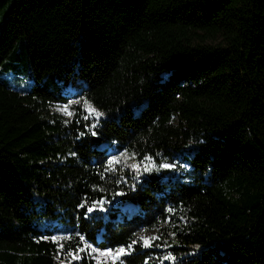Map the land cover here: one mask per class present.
I'll return each instance as SVG.
<instances>
[{
  "label": "trees",
  "instance_id": "16d2710c",
  "mask_svg": "<svg viewBox=\"0 0 264 264\" xmlns=\"http://www.w3.org/2000/svg\"><path fill=\"white\" fill-rule=\"evenodd\" d=\"M18 38L28 88L0 77V264H102L91 250L120 245L116 264H264V0H11L0 66ZM74 93L94 123L52 109ZM112 144L185 151L191 170L112 167Z\"/></svg>",
  "mask_w": 264,
  "mask_h": 264
},
{
  "label": "rangeland",
  "instance_id": "374dc122",
  "mask_svg": "<svg viewBox=\"0 0 264 264\" xmlns=\"http://www.w3.org/2000/svg\"><path fill=\"white\" fill-rule=\"evenodd\" d=\"M11 0H5L0 5V28L2 26L3 18L6 10L9 7ZM5 63L0 66V77L4 78L9 86L16 88L18 90H25L28 88L29 79V67L26 61V48L21 40L18 38L10 51L9 55L5 59ZM77 104H80L85 110L87 116L90 118L91 122L94 123V117L99 116L98 110L87 100H85L81 95L74 93L68 94L65 100L58 101L52 104V109L59 112L66 118H71L75 111ZM104 145V144H103ZM108 153V163L112 167L121 166L144 168L147 173H158L162 177L164 170H169V172L180 173L185 175L191 170L190 163L184 159L182 152H175L170 157H166L161 161L147 156L142 161H137L132 158L131 154L127 152L125 148H119L118 146L112 144L106 147ZM169 172L165 175H169ZM131 204H125L122 208H131ZM159 225L152 228H142L138 231L137 236L143 241V244L150 245L152 239H158L159 235ZM134 239L133 242H136ZM153 245V244H152ZM132 245H120L114 249H92L95 252L96 258L102 262V264H116V261L120 260V255L123 252L130 250ZM152 256L155 261H159L161 258H165V254L160 251H152ZM159 258V259H158Z\"/></svg>",
  "mask_w": 264,
  "mask_h": 264
},
{
  "label": "built area",
  "instance_id": "2783aa9c",
  "mask_svg": "<svg viewBox=\"0 0 264 264\" xmlns=\"http://www.w3.org/2000/svg\"><path fill=\"white\" fill-rule=\"evenodd\" d=\"M114 248H116V247H104L102 249H114Z\"/></svg>",
  "mask_w": 264,
  "mask_h": 264
},
{
  "label": "water",
  "instance_id": "95a60500",
  "mask_svg": "<svg viewBox=\"0 0 264 264\" xmlns=\"http://www.w3.org/2000/svg\"><path fill=\"white\" fill-rule=\"evenodd\" d=\"M93 139H96L97 140L98 138L97 137H93ZM150 176H152V175L150 174Z\"/></svg>",
  "mask_w": 264,
  "mask_h": 264
}]
</instances>
